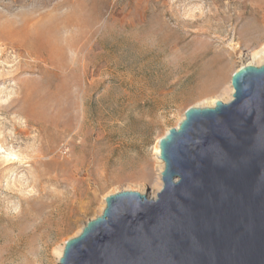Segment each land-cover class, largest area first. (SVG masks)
<instances>
[{
    "label": "rangeland",
    "instance_id": "obj_1",
    "mask_svg": "<svg viewBox=\"0 0 264 264\" xmlns=\"http://www.w3.org/2000/svg\"><path fill=\"white\" fill-rule=\"evenodd\" d=\"M262 41L264 0H0V264H59L108 195H155L157 140Z\"/></svg>",
    "mask_w": 264,
    "mask_h": 264
},
{
    "label": "water",
    "instance_id": "obj_2",
    "mask_svg": "<svg viewBox=\"0 0 264 264\" xmlns=\"http://www.w3.org/2000/svg\"><path fill=\"white\" fill-rule=\"evenodd\" d=\"M160 139L161 187L108 195L59 264H264V62Z\"/></svg>",
    "mask_w": 264,
    "mask_h": 264
},
{
    "label": "bare ground",
    "instance_id": "obj_3",
    "mask_svg": "<svg viewBox=\"0 0 264 264\" xmlns=\"http://www.w3.org/2000/svg\"><path fill=\"white\" fill-rule=\"evenodd\" d=\"M249 56H250V60L249 61H247V62H245V63H243L239 68H237V69H235L233 72H232V74H231V77H230V88H229V91H228V94H227V97L225 98V99H222V98H213L208 104H205V105H196V106H191V107H204V106H213L217 101H219V100H222V101H225V102H227L228 100H230L231 98H232V92H233V88H232V85H231V80H232V77L234 76V74L237 72V71H239V69L241 68V67H243L244 65H248V64H253V65H260L261 63H263L264 62V41H262V42H259V44H257V47L256 48H254L253 50H251L250 52H248L247 53ZM191 107H189L188 109H190ZM187 109V110H188ZM186 110V111H187ZM186 111H185V113L183 114V116H182V118L180 119V121L178 122V124L181 122V120H183L184 119V117H185V115H186ZM177 124V125H178ZM168 132V131H167ZM166 132V133H167ZM165 133V134H166ZM164 134V135H165ZM163 135V136H164ZM162 136V137H163ZM161 137V138H162ZM161 138H159L158 140H157V145H156V154H157V157H158V161H159V167H158V169H159V173H160V171L162 170V168H163V162H162V160L160 159V157H159V151H158V148H159V146H160V139ZM148 197H151V198H154L155 197V195H154V193L153 194H150V195H147ZM82 228V227H81ZM81 228L79 229V231H81ZM79 231H78V233H79ZM63 246H61V247H59L58 248V250L56 251V255H58V257H60L61 256V254H62V251H63ZM58 262H59V260H58Z\"/></svg>",
    "mask_w": 264,
    "mask_h": 264
}]
</instances>
